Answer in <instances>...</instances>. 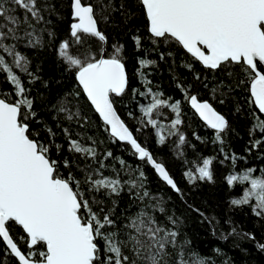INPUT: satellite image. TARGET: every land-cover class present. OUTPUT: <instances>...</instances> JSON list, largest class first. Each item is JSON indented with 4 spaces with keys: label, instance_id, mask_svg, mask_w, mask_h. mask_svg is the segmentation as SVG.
I'll use <instances>...</instances> for the list:
<instances>
[{
    "label": "snow or ice",
    "instance_id": "6c2138e0",
    "mask_svg": "<svg viewBox=\"0 0 264 264\" xmlns=\"http://www.w3.org/2000/svg\"><path fill=\"white\" fill-rule=\"evenodd\" d=\"M56 2L66 9V16ZM56 2L0 0V264H211L188 250L190 241L181 240L180 218L169 212L163 198L149 190L142 167L129 165L111 150L99 152L103 141L91 136L82 139L71 125L84 128L89 124L90 106L113 144L121 142L129 147L133 157L150 166L160 180L183 197L166 165L134 134L150 125L156 129L157 142L164 145V126L153 114L170 108L175 119L168 126V135L178 137L177 154L182 156L179 149L187 140L180 131L184 123L181 101L170 103L150 87L147 93L131 89L124 45L109 46L101 28V24L113 22V13L130 27L139 12L146 24L145 34L131 37L137 51H144L143 41L147 40L152 51L167 47L166 52L159 53L160 60L182 53L187 60L183 66L190 72H195L193 64L198 62L205 70L229 78L227 84L218 80L210 88L212 97L216 99L219 93V103H225L222 88L228 93L241 89L248 94L245 103L249 110L244 114L252 119L246 151H264V71L258 67L264 65V0ZM65 19L67 38L56 43V26ZM54 43L63 71L75 84L52 106L56 128L63 132L66 144L58 143V133L40 118L27 86L41 79L39 70L31 69L33 61L27 51H43ZM137 62L142 78L143 70L156 64L146 58ZM195 79L200 80L201 74L195 73ZM4 83L10 87L4 89ZM177 87L205 125L215 131L213 143L222 146L224 160L235 165L239 157L225 153L223 147V135L232 131L229 120L209 100L190 95L182 84ZM204 87L209 85L205 83ZM129 90L151 96V103L141 107V127L135 130L114 106V97H122ZM240 111L237 106L236 112ZM80 160L85 161L83 166ZM214 160L203 158L202 165L186 171L187 182L214 183ZM254 171L228 174L224 179L229 188L237 183L244 186L242 195L231 199L230 204L247 206L252 214L264 219V176H255ZM123 194H127L129 203L118 211ZM193 211L213 224L214 218L197 208ZM244 236L256 240L252 233ZM256 247L264 252V242L257 241Z\"/></svg>",
    "mask_w": 264,
    "mask_h": 264
},
{
    "label": "trees",
    "instance_id": "16d2710c",
    "mask_svg": "<svg viewBox=\"0 0 264 264\" xmlns=\"http://www.w3.org/2000/svg\"><path fill=\"white\" fill-rule=\"evenodd\" d=\"M56 2V0H54ZM57 8L65 13L66 9L56 2ZM113 22L111 24H101L102 30L108 36L109 46L111 44H123L126 68L130 76L131 89H136L138 93H147L150 87L153 92L162 94V99H169V102L181 101V118L184 123L180 126V131L186 136L187 143L179 149L183 155L177 154L176 144L177 136L168 135V126L175 119V113L170 108H163L153 114L160 125L164 126L163 135L166 137L164 145L157 142L155 135L156 129L150 125L143 127L141 131L134 134L140 142L154 154L159 162L166 165L170 175L177 182L178 187L183 192V197L170 189L162 180L159 179L154 170L137 160L132 156L130 148L121 142L113 144L111 137L103 132L102 122L94 112L89 109L87 115L89 124L84 128L79 125H71V130L79 134L80 138L91 136L103 141L98 147V151L103 153L105 150H111L114 155L125 159L133 167L140 166L147 175V185L149 190L158 197L163 198L169 212L174 213L180 218L181 240L190 241L188 250L196 252L200 256L207 258L211 264H264V252L256 247V242H264V219L252 214L247 206L237 207L230 204V200L239 198L242 195L243 185L236 184L229 188L224 177L228 174H242L248 169H254L255 176H264V151L253 149L246 151L249 137L247 135L250 127L251 115H245L249 110V105L245 103L247 93L241 89L228 93L227 88L221 91L226 93L225 103L220 104V94L213 99L210 88L218 80H224L227 84L229 78L225 75L212 73L205 70L198 62L193 64L195 72H190L183 65L187 62L183 54L175 57L160 60L159 53L166 52L167 47H161L152 51V45L149 41H143L144 51H137L133 35L145 34L146 20L142 14L137 15L131 20L130 27H125L120 23V16L117 13L112 14ZM56 21V17H51ZM67 20L59 22L56 26L57 37L67 38ZM56 44L45 48L43 51H27V54L33 61L30 66L33 71L39 70L40 80L35 84L27 85L31 88V95L35 99V108L41 119L47 121L49 126L58 133L56 141L65 143L63 132L56 128L55 111L53 105L57 103L58 98L69 88L75 87L74 82L68 74L63 71L60 62L57 59L55 51ZM23 50V49H21ZM147 52V55L145 54ZM138 58L152 59L156 64L149 65L144 69L145 77L138 74ZM19 72V70H17ZM195 73L201 74V79H195ZM22 78L27 79L25 74L20 73ZM150 85L146 86V81ZM206 78V79H205ZM2 79V77H0ZM45 83L47 87H45ZM207 83L209 88H205ZM177 84H182L188 88L190 95H196L199 100H209L213 106L229 120L232 131L223 135L225 143L224 152L235 154L239 159L235 165L230 160H224V154L221 153L222 147L218 143H213L215 131L209 129L193 112L190 104L184 99V93ZM4 89L10 85L2 84ZM115 107L122 119L133 129L140 128V120L143 118L142 106L151 103L150 95L134 94L131 90L122 97H114ZM85 102L82 99V103ZM240 106L241 111L236 112V107ZM131 113V115H129ZM264 118V117H262ZM67 126V125H64ZM200 139L197 140L196 137ZM74 138H77L74 136ZM84 142L90 144L91 141ZM69 159L72 154L64 153ZM215 157L213 163L214 183L198 182L195 185L189 184L184 173L195 169L199 163L202 165L203 158ZM224 160L223 163L220 161ZM81 165L85 161H79ZM119 167V165H116ZM107 174V173H106ZM128 196L123 194L119 201V209H123L127 204ZM191 205L192 207H189ZM193 208L199 209L206 217L214 218L213 224H209L204 217H201ZM135 210V209H133ZM163 219V218H161ZM235 228L236 231L232 232ZM252 233L256 240L246 239L244 234ZM224 237H227L226 239ZM219 249V252L216 250Z\"/></svg>",
    "mask_w": 264,
    "mask_h": 264
},
{
    "label": "water",
    "instance_id": "95a60500",
    "mask_svg": "<svg viewBox=\"0 0 264 264\" xmlns=\"http://www.w3.org/2000/svg\"><path fill=\"white\" fill-rule=\"evenodd\" d=\"M258 67H259V70H262V71H264V65H258ZM191 107V106H190ZM192 109V108H191ZM193 110V109H192ZM193 112L195 113V111L193 110ZM196 114V113H195ZM197 116H198V114H196ZM97 116H98V114H97ZM198 118H199V116H198ZM200 119V118H199ZM201 120V119H200ZM202 121V120H201ZM203 122V121H202ZM204 123V122H203ZM205 124V123H204Z\"/></svg>",
    "mask_w": 264,
    "mask_h": 264
}]
</instances>
